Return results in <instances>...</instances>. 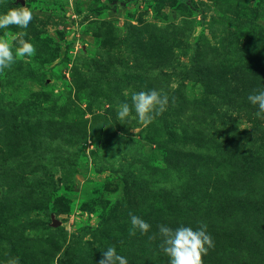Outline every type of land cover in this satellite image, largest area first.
<instances>
[{
    "label": "rangeland",
    "instance_id": "obj_1",
    "mask_svg": "<svg viewBox=\"0 0 264 264\" xmlns=\"http://www.w3.org/2000/svg\"><path fill=\"white\" fill-rule=\"evenodd\" d=\"M35 46L0 72V264H168L158 226L213 239L202 264H264V0H0ZM155 89L145 126L118 105ZM149 223L130 232V216Z\"/></svg>",
    "mask_w": 264,
    "mask_h": 264
},
{
    "label": "clouds",
    "instance_id": "obj_2",
    "mask_svg": "<svg viewBox=\"0 0 264 264\" xmlns=\"http://www.w3.org/2000/svg\"><path fill=\"white\" fill-rule=\"evenodd\" d=\"M32 20V12L26 6L10 7L6 12L0 13V29L9 25H16L20 29H27ZM25 31L15 34L16 46L10 45L5 39L0 38V72L11 67L19 57H31L35 54V46L31 40H26ZM131 106L128 102L118 105L116 116L120 120L135 118L147 126L159 116L169 103L168 96L155 89L138 91L131 94ZM247 101L256 106V116L264 115V88L254 90L247 96ZM130 232L139 230L141 234L148 232L150 225L137 215L129 214ZM163 237L162 251L168 257V264H202V255L213 246V239L207 231V224L201 222L198 227L179 226L175 229L166 225L158 226ZM102 257L98 264H128L125 256L120 255L114 246H108L101 251ZM4 264H20L19 257H9Z\"/></svg>",
    "mask_w": 264,
    "mask_h": 264
}]
</instances>
